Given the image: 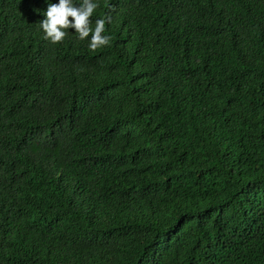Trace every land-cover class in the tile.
Returning <instances> with one entry per match:
<instances>
[{"label":"trees","instance_id":"trees-1","mask_svg":"<svg viewBox=\"0 0 264 264\" xmlns=\"http://www.w3.org/2000/svg\"><path fill=\"white\" fill-rule=\"evenodd\" d=\"M94 2L0 0V264H264V0Z\"/></svg>","mask_w":264,"mask_h":264},{"label":"clouds","instance_id":"clouds-1","mask_svg":"<svg viewBox=\"0 0 264 264\" xmlns=\"http://www.w3.org/2000/svg\"><path fill=\"white\" fill-rule=\"evenodd\" d=\"M98 7L94 0H82L78 6L73 0H59L58 4H49L45 13L46 19L40 23L45 33L44 38L52 44H58L68 35L67 30L72 28L75 29L79 40H84L91 34L89 48L92 51L109 45L111 37L102 35L105 32L106 20H96L95 27H92L90 17Z\"/></svg>","mask_w":264,"mask_h":264}]
</instances>
